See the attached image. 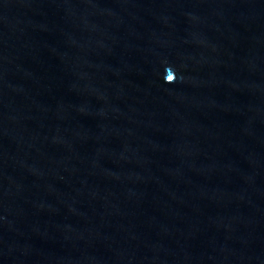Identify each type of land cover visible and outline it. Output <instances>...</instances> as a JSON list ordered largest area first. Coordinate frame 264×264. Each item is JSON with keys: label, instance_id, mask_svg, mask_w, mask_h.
<instances>
[{"label": "water", "instance_id": "water-1", "mask_svg": "<svg viewBox=\"0 0 264 264\" xmlns=\"http://www.w3.org/2000/svg\"><path fill=\"white\" fill-rule=\"evenodd\" d=\"M0 264H264V0H0Z\"/></svg>", "mask_w": 264, "mask_h": 264}, {"label": "clouds", "instance_id": "clouds-1", "mask_svg": "<svg viewBox=\"0 0 264 264\" xmlns=\"http://www.w3.org/2000/svg\"><path fill=\"white\" fill-rule=\"evenodd\" d=\"M168 82H172L174 79L173 78H166Z\"/></svg>", "mask_w": 264, "mask_h": 264}]
</instances>
